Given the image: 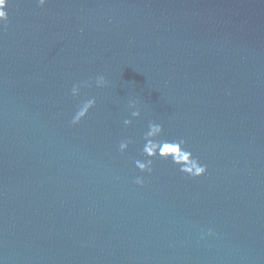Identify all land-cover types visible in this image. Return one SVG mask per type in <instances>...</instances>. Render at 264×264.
I'll return each instance as SVG.
<instances>
[{
  "label": "water",
  "instance_id": "95a60500",
  "mask_svg": "<svg viewBox=\"0 0 264 264\" xmlns=\"http://www.w3.org/2000/svg\"><path fill=\"white\" fill-rule=\"evenodd\" d=\"M4 10L0 264H264V0Z\"/></svg>",
  "mask_w": 264,
  "mask_h": 264
},
{
  "label": "clouds",
  "instance_id": "9594fccd",
  "mask_svg": "<svg viewBox=\"0 0 264 264\" xmlns=\"http://www.w3.org/2000/svg\"><path fill=\"white\" fill-rule=\"evenodd\" d=\"M36 2H37V4H38V6H43V5H45V3L47 2V0H36ZM4 4H5V0H0V20L6 22V21H7V13H6V11L4 10ZM95 83H96L97 87H100V86H103V85L106 83V81H105V78H104L102 75H98V76L96 77V79H95ZM71 92H72V95L75 96V95L79 92V85L74 84V85L72 86ZM132 115L135 116V115H138V113H137V112H133ZM76 122H77V120H76V119H73L72 123H76ZM124 123H125V124H128L129 121H128V120H125ZM124 146H125V145H124V143L122 142V143L120 144V149L123 150V149H124ZM197 171H198V172H199V171H202V169H198ZM136 182H137V183H140L141 181H140L139 179H137Z\"/></svg>",
  "mask_w": 264,
  "mask_h": 264
}]
</instances>
